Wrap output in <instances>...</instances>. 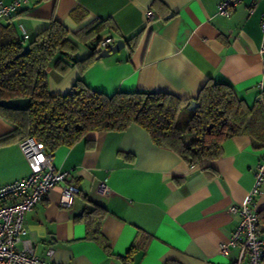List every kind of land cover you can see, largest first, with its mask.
Masks as SVG:
<instances>
[{
    "label": "crops",
    "instance_id": "crops-1",
    "mask_svg": "<svg viewBox=\"0 0 264 264\" xmlns=\"http://www.w3.org/2000/svg\"><path fill=\"white\" fill-rule=\"evenodd\" d=\"M222 1L32 0L0 22L13 24L20 36L22 25L31 39L49 19L59 21L77 46L74 57H62L70 65L73 58L89 55L75 34L95 21L113 27L101 39L125 42L119 52L97 58L82 75L75 67L64 73L48 67L53 95L66 94L81 77L88 88L107 96L140 90L192 100L212 81L230 85L252 105L259 86L264 89V0H241L229 17L217 14ZM147 10L155 15L148 24ZM133 38L137 42L130 49L126 41ZM13 129L0 117V139ZM53 159L60 171L69 173L62 186L73 183L79 193L63 207L62 186H56L25 214L36 257L57 264L237 263L239 246L229 247L226 255L219 252L238 223L229 206L245 203L257 167L264 170V150L254 149L246 136L227 140L219 158L188 165L133 124L122 132L88 133L72 147L58 149ZM29 174L19 143L0 144V186ZM101 183L109 194L99 193ZM95 206L106 212L89 213ZM252 207L264 209V181ZM259 238L264 243V235ZM132 246L135 251L127 257Z\"/></svg>",
    "mask_w": 264,
    "mask_h": 264
},
{
    "label": "trees",
    "instance_id": "trees-1",
    "mask_svg": "<svg viewBox=\"0 0 264 264\" xmlns=\"http://www.w3.org/2000/svg\"><path fill=\"white\" fill-rule=\"evenodd\" d=\"M109 29L113 27L99 20L76 33L78 42L88 46L90 53L82 59L73 58L70 65L62 57H74L77 46L59 21L49 19L48 26L27 43L13 24L0 22V100L29 99L26 111L0 108V117L14 127L0 144L20 143L32 136L53 155L88 133L122 132L134 124L145 130L155 145L173 151L188 165L219 158L223 144L235 136H246L254 149L264 150V90L252 105L238 98L230 85L212 81L192 100L140 90H118L107 96L88 88L79 77L66 94H51L47 68L64 73L75 67L82 75L100 53L97 43L102 40L101 33ZM136 42V38L126 41L130 49ZM25 47L28 52L20 55ZM191 101L198 103L194 111L188 110ZM96 211L106 212L95 206L89 213ZM257 213V234L261 236L264 209ZM91 235L87 233V237ZM134 251L132 246L126 256Z\"/></svg>",
    "mask_w": 264,
    "mask_h": 264
},
{
    "label": "built area",
    "instance_id": "built-area-1",
    "mask_svg": "<svg viewBox=\"0 0 264 264\" xmlns=\"http://www.w3.org/2000/svg\"><path fill=\"white\" fill-rule=\"evenodd\" d=\"M32 0H12L9 4L0 1V21L10 19L18 9ZM241 0H223L217 6V14L229 17ZM147 24L154 19L151 10L145 13ZM262 33L261 51H264V14L261 16ZM23 41L29 36L22 25H19ZM115 41L107 37L98 43L104 49ZM259 86V91H262ZM20 151L25 157L30 174L9 184L0 186V264H57L44 261L33 253L32 243L27 239L28 231L24 224V216L48 195L56 186H62L69 177L68 172L60 171L54 164L52 154H48L42 143L35 137H27L19 143ZM264 181V170L257 167L255 182L242 205H230L229 212L238 217V223L227 243L221 245L219 252L228 253L229 247L239 246V257L236 264H264V243L257 234L258 213L253 209V197L260 191ZM109 188L101 183L99 193L109 194ZM79 189L73 183L61 187L60 204L69 207ZM21 247L18 248L17 245ZM51 254V250L47 251Z\"/></svg>",
    "mask_w": 264,
    "mask_h": 264
},
{
    "label": "water",
    "instance_id": "water-1",
    "mask_svg": "<svg viewBox=\"0 0 264 264\" xmlns=\"http://www.w3.org/2000/svg\"><path fill=\"white\" fill-rule=\"evenodd\" d=\"M169 18V17H167ZM125 47V42L122 40H117L113 44L108 45L106 48L102 49L98 54L97 58L102 59L109 57L121 49ZM28 52V47H25L20 55H23ZM68 56H72V54H67ZM198 103L196 101H191L188 110L194 111L197 107ZM29 106V99L28 98H21V99H11V100H0V108L6 110H13V111H26Z\"/></svg>",
    "mask_w": 264,
    "mask_h": 264
},
{
    "label": "rangeland",
    "instance_id": "rangeland-1",
    "mask_svg": "<svg viewBox=\"0 0 264 264\" xmlns=\"http://www.w3.org/2000/svg\"><path fill=\"white\" fill-rule=\"evenodd\" d=\"M184 116H186V115H184ZM184 116H183V117H184Z\"/></svg>",
    "mask_w": 264,
    "mask_h": 264
}]
</instances>
